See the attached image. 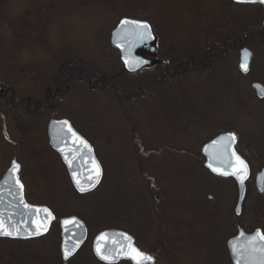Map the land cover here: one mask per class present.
Segmentation results:
<instances>
[{"label": "rangeland", "instance_id": "1", "mask_svg": "<svg viewBox=\"0 0 264 264\" xmlns=\"http://www.w3.org/2000/svg\"><path fill=\"white\" fill-rule=\"evenodd\" d=\"M76 2L0 0V23H9L12 29L0 31V82L10 74V84L14 85L19 101L28 97L40 100L47 87L55 88L62 76L60 67L63 63L73 65L80 62L91 72L96 70L109 75L120 72V55L113 51L110 44L111 33L120 21L110 13ZM255 6L236 4L233 0H150L148 15L153 19L152 25L159 37V53L166 60L169 59L167 55L174 53L188 57L208 50L212 45L223 46L224 41L233 43V40L243 37L250 27L264 30V9ZM36 25L44 28L40 34L46 40L44 45L35 44L38 37L32 30ZM23 28L28 31L26 35H21L20 29ZM16 34L23 40L22 45L14 49L13 45L19 42H16ZM261 39L253 40L251 46L246 45L254 53L249 75L239 70L240 50L229 49L211 66L190 68L171 85L160 87L154 84V77L161 75L156 70L145 72L142 77L124 76L125 79H120L116 87L125 85V91L132 95L129 101L132 98L144 101H137L129 108L124 107L128 101L123 99L124 91L116 90L118 95L111 88L91 90L87 82L72 83L71 90L64 97L68 102L63 105L64 114L60 115L69 113L76 127L98 149L105 179L94 196L83 198L76 195L60 159L49 145L50 149H46L42 144L47 137L50 117L60 118L57 111L47 115L39 112L36 117H31L32 120L26 119L23 123L27 124L24 129L33 127L39 136V142L37 140L33 148L44 149L41 155L34 158L28 153L33 150L30 146V149L18 151L21 148L20 129L17 130L14 119L6 121L14 143L2 137L0 153L4 170L21 152L25 176L29 179H26L29 201L49 207L58 218L79 215L90 224L85 250L77 255L78 259L65 264H99L88 262L92 259L93 241L101 231L106 230L108 223L115 220L137 236L141 250L151 252L157 258L156 264H224L225 252L228 256L226 241L236 234L231 205L228 204L233 199L227 202L230 211L224 210L226 206L221 200L230 195L229 184L213 177L203 167L200 152L212 138L233 132L245 146L242 151L252 161L255 173L264 166V100L257 97L252 83L260 82L264 86V40ZM154 89L158 90L157 93H150ZM140 91L148 96L134 97L135 93L139 96ZM248 106L255 109L251 110ZM6 114L2 117L6 118ZM165 120H168L169 126ZM128 121L130 125H127ZM186 122L187 129L184 127ZM127 126L142 130L143 141L149 147L158 145L155 139L163 138V132L168 135V132L182 131L194 140L192 159L188 160L185 154L177 155V172L170 166L169 160L163 164L165 170L159 173L163 196L159 208L155 194L153 197L137 179L135 182L128 179V173L120 172L119 165L114 168L109 160V142L106 141L109 136L115 141L112 145L119 158L128 157L125 140ZM177 137H181V133ZM124 167L132 168L133 164L125 161ZM114 189H118L119 193V197L114 198L118 200V206L108 212L96 211L95 207L97 209L98 205H102ZM143 193L148 195L147 207L138 196ZM175 201L193 204L192 211H183L188 215L182 213L177 217H185L187 224L176 228V231L173 216L167 219L165 213H160L161 209H169ZM218 206L222 207V212L215 214L214 207ZM107 213L109 215L106 216ZM57 235L55 226L50 236L35 243L14 244L0 239V264H62L61 250L57 247L60 237ZM161 242H169L170 251L175 255L167 258Z\"/></svg>", "mask_w": 264, "mask_h": 264}, {"label": "water", "instance_id": "2", "mask_svg": "<svg viewBox=\"0 0 264 264\" xmlns=\"http://www.w3.org/2000/svg\"><path fill=\"white\" fill-rule=\"evenodd\" d=\"M233 1L240 5H261L264 9V3L259 2V0H256V2L244 3H238L237 0ZM125 20L147 23L150 26L151 35L145 36L144 39H139L134 34L135 25L124 24L123 22ZM110 37L112 48L117 50L120 54L122 68L125 73L129 75H137L154 67L153 65L155 62L153 59L157 57L159 38L152 23L129 17L123 18L118 23ZM253 57L254 54L249 48L246 47L244 50L242 49L239 61V70L242 74L248 75L250 73L249 71H251ZM245 64L247 70L242 67V65ZM253 89L257 97L264 100V86L261 83L256 82L253 84ZM5 92L6 88L3 85H0V98L3 97ZM64 121H67L73 131H75V133L87 143L91 151H89V148L80 145L78 141H75V138L67 131V126L63 125ZM232 134L233 133L221 134L206 144L203 147V155L207 159V168L214 175L223 178L230 177L238 181L241 197L239 205L237 206V215H240L247 191V182L251 178V169L247 161L237 152L238 138L236 134H234L236 138L235 141L229 143L227 138ZM48 137L52 149L63 159V164L67 167V174H69L72 182L71 184L78 194L88 195L96 192L103 181L104 169L101 162H99L96 152H94L95 149L88 140L77 132L72 123L66 119L53 120L48 127ZM236 156H239L240 159L244 161V164L247 166L246 170L240 171L241 165L236 160ZM92 160H95V162L99 164L101 174L99 182L96 183L94 187H89V185H91L96 179L94 166L89 167ZM69 161H71V163H69ZM15 165L20 164L17 161H13L12 166L0 182V194H2L0 195V214L3 215V218L8 222L9 226L16 225L19 228L20 235L13 237L0 236V238L16 240L42 238L50 233L53 224L56 221V216L47 206L32 205L27 202L25 197V187L23 186L21 189L16 183V180L18 179L19 183L23 185L20 179L21 166H19L17 171L13 172ZM209 165H211V167H209ZM213 168L217 169V171H213ZM222 172H227L228 174L222 175ZM241 176L243 178L242 182L240 179ZM77 181L80 182L79 185L77 184ZM256 181L258 188L263 192L264 170L257 174ZM80 186H84L87 190L81 192L79 190ZM25 204L31 207L25 208ZM45 209L48 210L47 213L44 211ZM48 213L51 215H48ZM65 221H69V223H65ZM59 226L61 227L60 236H62L61 257L65 262H69L82 251L87 243L89 239L88 227L85 222L77 217V215L63 218ZM41 229H46V231H41ZM38 231L40 232L39 235L32 234ZM257 233L252 236L241 231L237 237H234L229 241L228 247L231 255L230 259H232L234 264H261V259L264 258V255L259 251H252L254 244L259 247L261 242L254 241L252 244L249 243L253 237H256ZM121 234L131 237L130 243L147 257H151V261L146 262V264H155L157 262L155 257L149 253L143 252L137 246L135 239L130 234L118 229L105 230L99 233L95 238L92 244L93 255H95L99 262L103 264H120L121 262L128 261L133 264L132 260L123 255L121 246L128 243V241H125ZM102 235L105 236L104 240L100 239ZM97 246L100 247L103 254L110 257L109 260L106 261L101 258V255L97 253ZM65 249H68L71 253L67 259L64 255Z\"/></svg>", "mask_w": 264, "mask_h": 264}, {"label": "flooded vegetation", "instance_id": "3", "mask_svg": "<svg viewBox=\"0 0 264 264\" xmlns=\"http://www.w3.org/2000/svg\"><path fill=\"white\" fill-rule=\"evenodd\" d=\"M159 50H160V48L158 46V52L156 55L157 57L153 59V61L155 62L153 65L154 66L153 68L146 70L144 72H141L137 75H129V74L123 72V68H122L120 72L116 73V76L114 78V81L115 80L116 81L113 84L114 86H112L113 88H111V89H113L114 91H116V90L120 91L119 90L120 87L119 88L116 87L119 84L118 78L122 75H125V74H127L133 78H136L139 76L142 77V74H144L145 72L152 71V70H156L157 72L162 73V71L160 70V69H162V67H165V69L168 70V73L170 76H173V74H176L175 73L176 71H174V72L169 71L170 66H171V61L169 59L165 60L164 59L165 57L159 53ZM63 67L65 69L61 70L62 76L58 80V85L55 88L47 87L46 91L44 93V96L40 100L39 99L35 100L32 97H28L27 99H24L21 101H18V100L15 101L12 99V97H14L16 95L15 94L16 92H12L13 95L11 97L10 96V93H11L10 90L6 89V92L4 93L3 97L0 98V100H2V103H5V101L3 102V100L6 97H11V102L8 104V106L7 105L2 106V104H0V145H2V143H1L2 137H4L5 141L12 143V144L14 143L11 140L9 129L7 127V124H6V121H8V120L10 121V119L11 120L14 119L13 121L16 122L15 125L17 127V130L20 129L19 133H20V135H22L20 137L21 141L19 142V145L21 146V148L19 150L17 148V150L23 151L25 149H30V148L33 149V150H29V152H28L31 158H34V157L42 154V151L44 149L40 150V149L33 148L34 143L36 144L37 140L39 142V136H38L37 132L32 129L33 127H27L24 129L23 127H25V125L27 126V124H23V123L24 122L26 123V121H25L26 119L32 120L33 118H31V117H36L39 114V112L42 113L43 115H47V113H52L53 111H55V112L57 111L58 115L63 113L62 112L63 105L67 101L64 97H65L66 93H68L71 90L72 83H77V82L83 81L82 80L83 77H81L82 74H79V72L76 71L75 66L69 65V68H67L66 65H63ZM76 73H78V75ZM156 76H158L157 80H159L160 79L159 75H156ZM103 79H105L107 82L106 83L104 82V84H102V86H100V82H96L95 86H91V88H92L91 90L107 88L108 84L113 82V81L109 82L107 80V78H103ZM89 84L92 85L91 82H89ZM121 87H122V85H121ZM137 101L139 103L144 102V101L136 100V99L131 100V101H126V102L124 101L125 102L124 107L129 108V107H131V105L133 107V103L136 104ZM248 108H251V110L255 109L252 106H248ZM130 109H132V108H130ZM126 110L128 111V109H126ZM5 112L7 113L6 114L7 116L4 119L2 117V115L4 116ZM127 118H125V119L127 120ZM16 119H18V122ZM63 119L69 120L73 124V126L77 130V132H79L82 136H84L88 140V142L93 146V148L95 149L94 152H96V155H97L98 149L95 146L94 142L91 141L87 137V135H85L83 132H80L81 130L75 126L74 122H72L73 119L71 118L69 113H67V115H65V116L60 115V118H54L53 116L50 117L48 127L53 120H63ZM128 123L130 125L129 121L127 122V125H128ZM165 123H167L168 126L170 125L168 120H165ZM184 127L186 129L188 128V122H186V125ZM25 130H27V132H25ZM140 131H142V130H140ZM140 131L137 127H134V128L132 127V129L128 127V131L125 134V138H126L125 140L127 142V145L126 144L125 145L128 148V152H127L128 157L126 159H124L123 157L119 158V155L115 151L116 149H115L114 145H112V142H115V141L113 140L112 137H110V136L107 137L106 141L109 142L108 143L109 148L107 150L108 156H109V160L111 161V164L114 166V168L117 167V165H119L120 166L119 171L128 173V175H129L128 179H130V180L132 179L133 182H135L136 181L135 179H137V182L139 184H141V186L144 189H147L152 194L153 197L155 194V200L157 201V203H159L158 204L159 205L158 208H159L161 206L160 201L163 198L162 190H160L161 188L159 186V185H162L159 173L161 172L160 170H163V171L165 170V168H163V164L165 162H167V160H169L168 163L170 162V166L174 167L175 172H177V169H176L177 155L183 156V154H185V155H188V160L192 159V155H194V147H192V146H194V140H193V138L189 137L190 136L189 134L183 133L182 131H180L181 137H179V138L177 137L180 134L179 131L168 132V135H166V133L163 132L164 133L163 138L160 137L159 140L155 139L156 142L158 141V145H155V146L153 145V147H149V144H145L143 141L144 140V133L140 132ZM262 133H264V132H262ZM45 136H46V133H45ZM237 138H238V145L236 144L237 145V152L239 155H241L247 161V163L250 165V169H251V174H250L251 178L247 182V191H246V195H245V200H244L243 205H242V212L240 215H237V208H238L237 206L239 205L240 197H241V191H240V186H239L238 181H236L235 179H232L230 177L229 178L217 177L216 175H214L212 173L213 177H216V178L220 179L221 181H225V182H227V184H229V190L231 191L229 193L230 195L222 197L221 201L226 206V207H223V209L230 211V209H227V202H228V200H230V198L233 199L231 201V203H228L229 205H231V213L233 214L232 217L234 218L232 224H233L234 228L236 229V234L232 238L237 237L241 231H244L246 234H249L252 236H253V234H255L257 232L264 234V191L263 192L260 191V189L257 186V181H256L257 174H259L260 172H262L264 170V166L261 167V170L259 172L255 173V168H254L252 161L246 155H244V154H246L245 151H242V147L244 145H242L240 137L238 135H237ZM179 139L182 141H179ZM214 139H212V140H214ZM211 141H209V142H211ZM20 143H22V144H20ZM49 143L50 142H49L48 128H47V137H45V140L42 144H44L43 146L46 149H50L51 146ZM208 143H206V144H208ZM48 145L50 146V148ZM146 145L148 146V148L146 147ZM29 146H30V148H29ZM203 147H202V150L200 152L202 155L201 157H202L203 164H204L203 167H205V169L207 171L211 172L207 168V159L203 155ZM249 147H251V145H249ZM111 148H112V150H110ZM0 150H1V146H0ZM51 150L60 159L61 164L63 166V170H65L68 173L67 167L65 166V164H63L64 162H63V159L61 158V156L59 154H57V152L55 150H53L52 148H51ZM21 152H20V154H21ZM20 154H19L18 158L14 157L12 159V163H13V161H17L20 164L19 166H21L20 179H21V182L23 183V186L25 187V197H26L27 202L29 204H32V205H37V204L31 203L28 199V187L26 186L27 185L26 179L27 180H29V179L27 176H25V171H24L25 170V163L22 160V158H20ZM97 157H98V155H97ZM186 159H187V157H186ZM125 161L132 162L133 167L132 168H125L124 167ZM173 161H174V163H173ZM12 163L10 165L8 164L7 168L4 170L5 166L2 163V158H1V153H0V182L3 178V176H5L7 171L12 166ZM168 163H167V165H168ZM101 164L103 166V162H101ZM161 168H163V169H161ZM103 169H104V166H103ZM104 172H105V169H104ZM175 176L177 177V173H175ZM68 177L70 179L69 174H68ZM104 179H105V175H104ZM104 179H103V181H104ZM146 180H149L150 183H148V181H146ZM70 182H71V179H70ZM138 196L141 199V201L146 204V207H147L148 195L146 193L145 194L143 193L142 196L141 195H138ZM181 199H183V198H181ZM189 203L190 202H186V201H184V202L183 201H180V202L175 201V204L171 205L172 207L170 206L169 209L168 208L165 210L161 209V212H160L161 214L162 213H168V212L173 214L172 220L174 221V223H173L174 231H176V228L181 227V225L187 224V221L184 220L185 217H181L180 219L177 217H179L180 214L183 213V211H188V213H189V211H192L193 204H189ZM38 206H42V205H38ZM214 208H215V214H220L222 212L221 206L214 207ZM209 210L213 211L214 209H209ZM183 214H186V213H183ZM186 215H188V214H186ZM72 216H74V215H72ZM63 218H65V217L58 218V216H56V221L53 224V227H52L50 233L47 234L46 236L42 237V238L31 239V240H16V239H4V238H0V239L4 240L6 242H12L14 244H23V243H32V242L35 243V241H42V240L46 239L47 236H50L51 233L53 232L55 226H57V233H58V229H60V235H61V227L59 225H60V222ZM83 222H85V224H86L85 220H83ZM88 231H89V229H88ZM232 238H230L229 241ZM229 241H228V243H229ZM228 243H227L228 256H226V252H225L224 264H234L232 259H230L231 255H230ZM61 244H62V236H60V244H57V247L59 248V250L61 249ZM136 244L139 247L138 243H136ZM142 251L149 253L150 255L155 257L151 252H148L147 250L146 251L142 250ZM156 260H157V258H156ZM167 262H169V261H167ZM61 263L65 264V261H62ZM122 263L132 264L131 262H128V261H125Z\"/></svg>", "mask_w": 264, "mask_h": 264}, {"label": "trees", "instance_id": "4", "mask_svg": "<svg viewBox=\"0 0 264 264\" xmlns=\"http://www.w3.org/2000/svg\"><path fill=\"white\" fill-rule=\"evenodd\" d=\"M77 1H80L81 2L80 4H84L86 7H92V8L94 7L98 11L103 10L107 14L110 13L111 15H114L115 17H117V19L119 21L121 19H123V18H128V17L132 18V19L141 20V21H147V22H150V23H152V20H153L151 18V16L148 15V10H149L148 3H150V0H77ZM73 3L77 4L78 2H76V0H73ZM250 7H256V6H250ZM7 29H8V31H12V29L10 28V24L9 23H0V31L7 30ZM259 29H260V27H259ZM259 29L256 30L254 27H250L247 30H245L246 32H244L245 35L243 37L233 40V43L232 42H228V41H224L223 46H213L212 45V47H208V50L204 49L205 51L196 52L195 54H192V56L185 57V56H181V54H179V53H176V54L174 53V54H172L170 56L167 55V57L171 61V66H170V70L169 71H173V72L176 71L175 72L176 74H173V76H170L169 73H168V70L165 69V67H162V69H160L162 71V73L160 75V79L161 80H157L158 76H155L154 77L155 80H154L153 83L154 84H158L160 87H162L163 84L171 85V84H173L175 82V80H177L179 77L183 76V74H186V72L190 68H193V67H200L201 68L202 67V68L205 69V68L211 66L214 62L219 60L221 56L227 54L229 52V49H236V50H240L241 51L242 49H244V47H246V45L247 46H251V43H254L253 40H259L261 38L264 40V30H259ZM43 30H44V28H42L41 25H36L35 28L32 30L34 32L35 36L38 37L37 41H35V44L44 45V43H46V40L44 38L40 37V34H41V32ZM20 31H21V35L22 34L26 35L28 33L27 29L25 30L24 28L20 29ZM155 31H156V29H155ZM15 39H17L16 42L17 41H19V42L16 45H13V48L17 49L18 45H22L21 41L23 40V38L19 39V36H17V34H16ZM16 42H14V43H16ZM45 46H46V44H45ZM113 51H115L117 54H119L116 50L113 49ZM63 65H66V67L69 68V65L67 63H63ZM63 65H61L60 71L65 69L63 67ZM72 66H75L76 71H78L79 74H82L81 77H83L82 80L84 82H87L88 84H89V82H91L92 85H90V87L91 86H95L96 82H100V86H102V84H104V82L105 83L107 82L103 78H107V80L109 82H111V81H113V82L108 84L107 88L97 89V90L104 91V90H107L108 88H113L112 86H114L113 84L116 81V80L114 81V78H115L116 74L109 75V74H104L103 72L96 71V70H93L91 72L90 68L88 66H85V65H83L80 62L79 63H74ZM121 67H122V65H121ZM60 76H61V74H60ZM124 76H129V75L125 74V75L120 76L118 78V81L120 79H125V78H123ZM130 78H131V76H130ZM4 79L5 80L3 82H0V85H3V86L6 87V89L10 90V92H11L10 96L12 97V95H13L12 92H17V91L14 88V85L10 84V82L12 80L11 75L7 74L4 77ZM252 83H256V82L253 81ZM124 87H125V85H123L122 87L120 86V88H122L120 91H124V94L126 95V97L124 95L123 99H126V100L129 101V99L132 97V95L130 96L129 91L127 90V92H126L125 91L126 89ZM141 91H144V89H142ZM141 91L139 93V96L136 95V93H135L134 97L140 99V98H146V96H148V94L147 95H145V94L142 95ZM152 91L153 92H150V93L156 94L158 90L154 89ZM117 94L119 95V92H117ZM11 97H6L3 100V102L5 101V103H2V100H0V104H2V106H4V105L8 106V104L11 102ZM12 99L15 100V101L18 100L16 95L14 97H12ZM131 100H135V99L132 98ZM3 118H5V117H3ZM80 132H82V131H80ZM218 132L219 131H217V133ZM214 133H215V131H214ZM103 183H104V181H103ZM103 183L101 184L99 189L96 192H94L93 194L85 195V196H81V195H78V194H76V195H78L80 197H83V198L90 197L92 195L94 196L95 194H97V192L100 191ZM117 191H118V189H114L113 190V194L111 196H108L103 201L102 205H98L97 209L95 207V210L96 211L98 210L99 212H102V211H107L108 212L109 209L113 210L115 205L118 206V204H119L118 200L117 201L114 200V198L119 197V193ZM158 204L159 203H157V205ZM129 206H130V208L134 207L132 205H129ZM114 212H115V210H114ZM116 213H119V212H116ZM132 214H134V212H132ZM165 214H166V218L167 219H169V218H171V216H173V214H171L170 212L169 213H165ZM107 215H109V213H107L106 216ZM79 217H81V216H79ZM82 219L85 220V218H82ZM118 222H119V220L118 221L115 220L113 223H108V225L106 226V229H119V230L125 231L126 233H129L130 235H132L135 238V240L137 241L136 243H139L137 236L132 231H130V230L128 231L125 228V226L122 225V223L119 224ZM115 223H118V224H115ZM86 224H87V221H86ZM87 225H88V227L90 226V224H87ZM59 235H60V229H58V236ZM167 236H165V237H167ZM230 238H232V237H230ZM230 238H228V240L226 241V245H227V242L229 241ZM203 243H205V240L203 241ZM162 245L167 247V249H166V247H163V250H164L163 252H165L167 254V255H165L167 258H170V256H172V255L174 256L175 252L172 254V251H170V248H169L170 247V243L169 242L168 243H165V242L162 243L161 242V246ZM83 250H85V247H84ZM90 252L92 253L91 254L92 255V259H90V261H88V262H91V263L92 262H97L98 263L97 259L93 255V251L91 250ZM78 257L79 256H76L72 261L78 259Z\"/></svg>", "mask_w": 264, "mask_h": 264}, {"label": "snow or ice", "instance_id": "5", "mask_svg": "<svg viewBox=\"0 0 264 264\" xmlns=\"http://www.w3.org/2000/svg\"><path fill=\"white\" fill-rule=\"evenodd\" d=\"M238 3H244V2H256V0H237ZM259 2L264 3V0H259ZM124 24L127 25H135V31L134 34L139 38V39H144L145 36H150L151 35V29L150 26L147 23H143V22H138V21H129V20H125L123 22ZM242 67H244L245 70H247V66L242 65ZM63 125L67 126V131L69 133H71L72 137L75 138V141H78L80 145H83L85 148H89V146L87 145V143L81 138L79 137L75 131H73V129L71 128L70 125H68L67 121L63 122ZM229 143L234 142L235 141V135L232 134L230 135L228 138ZM78 150V149H77ZM89 151H91V149L89 148ZM67 159V157H66ZM236 160L239 162V164L241 165V169L240 171L246 170V165L244 164V161L240 159L239 156H236ZM69 163H71V161H69ZM94 166L95 168V181L89 185V187H94L96 183L99 182V177L101 174V170H100V166L98 163L95 162V160H92L91 165H89V167ZM209 167H211V165H209ZM19 168V165H15V167L13 168V172L17 171ZM213 171H217V169L213 168ZM222 175H227V172H222ZM241 182H242V176L240 177ZM16 183L19 185V187L22 189L23 185L19 183V180H16ZM79 181H77V184L79 185ZM79 190L81 192L86 191L87 189L84 186H80ZM2 195V194H0ZM25 208H30L31 206L25 204L24 205ZM39 211V210H37ZM46 213L48 212L47 209L44 210ZM48 215H51L50 213H48ZM10 219V218H9ZM65 223H69V221H65ZM41 231H46V229H41ZM33 235H39L40 232H34L32 233ZM20 235V230L16 225H11L9 226L8 222L5 221V219L3 218V215L0 214V236H8V237H13V236H19ZM122 238L125 241H128V243L123 244L122 250H123V255L126 256L128 259L133 261V264H146V262H150L151 261V257H147L145 254H143L142 252L139 251V249H137L136 247H134L130 241H131V237L126 236L124 234H121ZM101 240L105 239V236L102 235L100 237ZM254 241H259L261 242L259 247L253 246L252 251L256 252L259 251L262 255H264V234L262 233H257L256 237H253L252 240L249 241L250 244H252ZM97 253L101 255V258L104 260H109L110 257L108 255H105L101 252V249L99 246H97ZM70 251L68 249H65L64 255L65 258L67 259L68 256L70 255ZM261 264H264V258L261 259Z\"/></svg>", "mask_w": 264, "mask_h": 264}]
</instances>
